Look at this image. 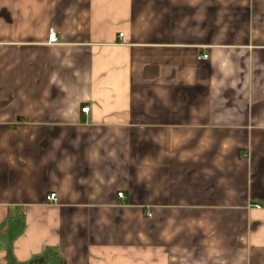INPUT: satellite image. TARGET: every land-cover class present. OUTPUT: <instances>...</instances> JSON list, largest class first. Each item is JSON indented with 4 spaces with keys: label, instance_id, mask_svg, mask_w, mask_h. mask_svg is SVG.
<instances>
[{
    "label": "crops",
    "instance_id": "crops-1",
    "mask_svg": "<svg viewBox=\"0 0 264 264\" xmlns=\"http://www.w3.org/2000/svg\"><path fill=\"white\" fill-rule=\"evenodd\" d=\"M37 260L264 264V0H0V264Z\"/></svg>",
    "mask_w": 264,
    "mask_h": 264
},
{
    "label": "built area",
    "instance_id": "built-area-1",
    "mask_svg": "<svg viewBox=\"0 0 264 264\" xmlns=\"http://www.w3.org/2000/svg\"><path fill=\"white\" fill-rule=\"evenodd\" d=\"M120 36H123V33H121ZM49 42L50 43H57L58 42V37H57V34H56L54 28H51L50 31H49ZM199 58L203 59V60H206V59L209 58V55L208 54H202ZM82 110H83V112H88L89 111V107L86 106ZM119 197H124L123 192L119 193ZM48 199L50 201H57V199H58L57 194L56 193H51L48 196ZM258 207H260V206H258Z\"/></svg>",
    "mask_w": 264,
    "mask_h": 264
},
{
    "label": "trees",
    "instance_id": "trees-1",
    "mask_svg": "<svg viewBox=\"0 0 264 264\" xmlns=\"http://www.w3.org/2000/svg\"><path fill=\"white\" fill-rule=\"evenodd\" d=\"M42 262V260L40 261V260H37V261H35V262H30V263H28V264H40Z\"/></svg>",
    "mask_w": 264,
    "mask_h": 264
}]
</instances>
